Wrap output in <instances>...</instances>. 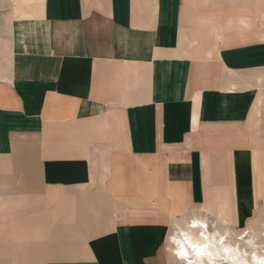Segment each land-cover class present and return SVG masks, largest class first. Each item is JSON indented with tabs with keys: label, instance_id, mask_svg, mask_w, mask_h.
I'll return each instance as SVG.
<instances>
[{
	"label": "crops",
	"instance_id": "crops-1",
	"mask_svg": "<svg viewBox=\"0 0 264 264\" xmlns=\"http://www.w3.org/2000/svg\"><path fill=\"white\" fill-rule=\"evenodd\" d=\"M228 1L0 0V264H171L173 220L247 218L264 37Z\"/></svg>",
	"mask_w": 264,
	"mask_h": 264
},
{
	"label": "bare ground",
	"instance_id": "bare-ground-1",
	"mask_svg": "<svg viewBox=\"0 0 264 264\" xmlns=\"http://www.w3.org/2000/svg\"><path fill=\"white\" fill-rule=\"evenodd\" d=\"M228 2H230L228 4L233 11L243 13L235 16L231 25L226 26L229 28L228 31L237 35L240 32L239 27L240 29H249L252 38L259 35L264 37V0H232ZM218 19L217 29L223 31L225 27L223 21H220L219 16ZM257 19L259 25L256 22ZM255 25L260 29H256ZM231 92L236 94L233 90ZM257 97L256 94L251 107L257 106ZM231 101L233 100L225 97L223 104L230 108L234 106ZM257 151L259 155L261 152L263 153V160L261 162L259 157L258 161H254V163L252 158H249L254 175H252V188L248 203H250L249 199L254 198L257 185H261L264 194V146L258 147L253 152L256 154ZM216 161L219 163V159L216 158ZM255 171H258L256 177ZM256 178H258L257 182ZM237 220L234 218L233 225H231L227 224L220 215L209 219L206 215L196 213L184 218L182 222L173 220L167 236V249L171 264H264V250L262 251L260 246V244H264V239H259L262 230H249V225ZM194 222L197 224L196 227H193ZM262 224L264 226V222ZM192 245H207L208 247L202 253H197Z\"/></svg>",
	"mask_w": 264,
	"mask_h": 264
},
{
	"label": "rangeland",
	"instance_id": "rangeland-1",
	"mask_svg": "<svg viewBox=\"0 0 264 264\" xmlns=\"http://www.w3.org/2000/svg\"><path fill=\"white\" fill-rule=\"evenodd\" d=\"M253 6V5H252ZM259 25V21L257 19L256 21ZM256 29H260L259 26L255 25ZM251 51H255L256 55H263L264 54V44L259 45L255 48H253ZM251 65V69L248 71L246 75L243 76V80L248 81L247 85L249 86H255L257 85V92L255 93V96L259 97V107H260V114H261V121L258 123V125L261 123L263 125V135L262 139L259 137L258 140L255 138V140L258 142V146L262 147L264 146V61L257 63V64H249ZM251 74V75H248ZM254 87V88H255ZM255 91V90H254ZM254 96V95H253ZM254 113L256 111L258 112L257 106L253 109ZM262 140V142H261ZM255 141V145L257 144ZM255 197L250 199V206H249V214L247 215V218L245 219V213L243 214V219H239L237 221L241 222L243 224L249 225V230H262V235L259 237V239H264V194L262 192L261 185H257V191L256 194H254ZM257 197H260L261 200H258L257 203ZM246 210V207H244ZM241 220V221H240ZM252 227V228H251ZM256 240V239H255ZM262 247L261 250H264V244H260Z\"/></svg>",
	"mask_w": 264,
	"mask_h": 264
},
{
	"label": "snow or ice",
	"instance_id": "snow-or-ice-1",
	"mask_svg": "<svg viewBox=\"0 0 264 264\" xmlns=\"http://www.w3.org/2000/svg\"><path fill=\"white\" fill-rule=\"evenodd\" d=\"M196 222L193 223V227H196ZM192 247L197 251V253H202L205 248H207V245L200 246V245H192ZM181 255H184L183 253H180Z\"/></svg>",
	"mask_w": 264,
	"mask_h": 264
}]
</instances>
